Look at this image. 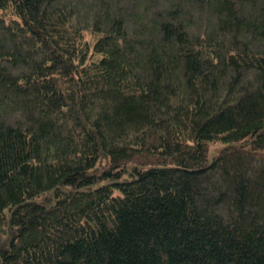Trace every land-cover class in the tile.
<instances>
[{
    "label": "trees",
    "instance_id": "obj_1",
    "mask_svg": "<svg viewBox=\"0 0 264 264\" xmlns=\"http://www.w3.org/2000/svg\"><path fill=\"white\" fill-rule=\"evenodd\" d=\"M0 9V264H264V0Z\"/></svg>",
    "mask_w": 264,
    "mask_h": 264
},
{
    "label": "rangeland",
    "instance_id": "obj_2",
    "mask_svg": "<svg viewBox=\"0 0 264 264\" xmlns=\"http://www.w3.org/2000/svg\"><path fill=\"white\" fill-rule=\"evenodd\" d=\"M0 14H3L2 16L5 17L7 20L15 17V14L10 9H8L4 12L0 9Z\"/></svg>",
    "mask_w": 264,
    "mask_h": 264
}]
</instances>
